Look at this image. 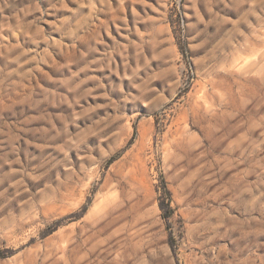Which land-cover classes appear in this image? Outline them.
Wrapping results in <instances>:
<instances>
[{
    "label": "rangeland",
    "instance_id": "1",
    "mask_svg": "<svg viewBox=\"0 0 264 264\" xmlns=\"http://www.w3.org/2000/svg\"><path fill=\"white\" fill-rule=\"evenodd\" d=\"M0 264H264V0H0Z\"/></svg>",
    "mask_w": 264,
    "mask_h": 264
}]
</instances>
